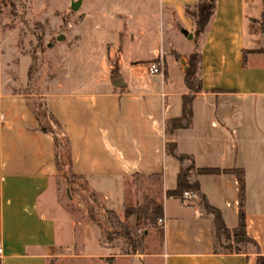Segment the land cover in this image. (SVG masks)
Returning a JSON list of instances; mask_svg holds the SVG:
<instances>
[{"label":"crops","instance_id":"0c3cea01","mask_svg":"<svg viewBox=\"0 0 264 264\" xmlns=\"http://www.w3.org/2000/svg\"><path fill=\"white\" fill-rule=\"evenodd\" d=\"M77 1L82 16L77 43L65 57V73L40 96L70 139L74 174L110 211L124 217L128 181L160 188V251L137 262L122 255L120 245L104 244L94 226L84 224L77 237L78 224L59 217L54 140L39 130L28 106L31 96L3 88L0 72L1 264H259L264 52L250 53L245 67L243 51L261 50L262 0H216L215 14L198 39L186 14L198 0H97L96 6V0H68L66 7ZM194 52L202 56V90L194 95L192 126L176 131L174 139L178 154L192 157L197 169L220 171L197 179L202 197L220 211L229 230L237 228L240 212L233 171H244L247 235L257 247L242 253L218 251L212 217L200 200L186 204L167 197L177 187L182 164L166 153L165 128L182 116L189 93L185 72ZM2 54L0 24V62ZM151 62L160 63L164 74L151 76ZM118 79L123 86L116 85ZM62 236L65 253L58 255Z\"/></svg>","mask_w":264,"mask_h":264},{"label":"rangeland","instance_id":"374dc122","mask_svg":"<svg viewBox=\"0 0 264 264\" xmlns=\"http://www.w3.org/2000/svg\"><path fill=\"white\" fill-rule=\"evenodd\" d=\"M67 3L68 0H0V24L3 30L0 72L3 88L10 91L23 90L39 97L50 91L49 82L54 77L65 73V57L77 43L78 24L82 19L78 15L79 11L74 12L71 7H66ZM94 3L96 6L97 0ZM60 36H64V39L59 41ZM260 49L264 52V39ZM150 185L146 181H128L124 213L128 207L148 208L158 205L160 188ZM55 191L61 212L59 217L68 220V224L71 221L78 224L77 237L80 228L90 224L102 234L104 244L120 245L122 255L132 253L125 238L116 236L109 243L102 229L91 220L90 214H93L108 228L106 211L109 209L102 196L94 195L96 192L84 180L57 179ZM124 222L132 238H143L142 245L137 246L138 252L128 256L139 262L145 258L142 255L160 251L162 238L159 223L153 225L145 213L133 215ZM59 227L64 230V225ZM248 246L242 249L246 250ZM64 249L65 239L62 236L58 255H64ZM218 249L224 250L220 246Z\"/></svg>","mask_w":264,"mask_h":264},{"label":"trees","instance_id":"16d2710c","mask_svg":"<svg viewBox=\"0 0 264 264\" xmlns=\"http://www.w3.org/2000/svg\"><path fill=\"white\" fill-rule=\"evenodd\" d=\"M262 19L260 21V26L262 33L264 34V0ZM216 11V0H198V3L194 6L186 7V14L192 18L195 25V33L197 39L201 37L207 30L214 14ZM260 51H248L244 50V66L247 67L248 55L250 53H257ZM202 56L199 52H194L190 55L188 60V67L185 72V81L189 93L184 96L183 99V113L178 119L168 121L165 128L166 142L165 150L168 155L177 158L181 164L182 168L178 175L177 187L175 190L168 191L167 197H176L181 199L186 204H191L197 200H200V204L204 207L207 214L212 217L213 229H214V239L216 248L218 246L223 248L224 253H242V247L253 245L257 247V244L247 235L246 226V212H245V179L243 170H234L233 172L237 174L240 184V212L238 226L234 230H229L223 220V217L219 210L210 206L208 202L202 197L200 190V183L197 179L198 175L204 174H214L220 173L219 170L213 169H197L192 157L187 155L178 154L177 144L174 139L176 131L181 129H188L192 126L193 122V109L192 103L194 100L195 93L202 90V82L199 79L198 73L201 67ZM114 74V73H113ZM17 92V90H15ZM28 94V93H27ZM31 97L28 99V106L35 118L40 124V131L52 136L55 144L56 150V167L58 176L57 179H82L74 174L72 170V152H71V142L66 134L62 125L54 117V115L48 110L46 102L44 99L37 97L35 93L29 94ZM38 98V99H37ZM42 98V97H41ZM188 162L186 166L185 163ZM86 182V181H85ZM185 192H191L198 196L196 200H185L183 198ZM94 193V192H93ZM94 195L100 197L99 194L94 193ZM107 219L109 222V227L106 228L105 223H101L93 214H90V218L95 222L101 229L103 236L109 243H111L114 237L125 238L128 243L131 252H127V255L135 254L138 252L137 246L142 245L143 238L140 240L131 237L129 227L125 224L124 220L129 219L131 216H138L140 213H145L148 215L150 222L156 225L159 219L163 218V207L162 205H154L148 208H131L128 207L124 213V219H122L116 212L107 210ZM161 236L163 233V228L160 226ZM102 239V234L100 235ZM218 251H221L218 249ZM258 263L263 264L264 258L259 257ZM1 264V262H0Z\"/></svg>","mask_w":264,"mask_h":264},{"label":"built area","instance_id":"2783aa9c","mask_svg":"<svg viewBox=\"0 0 264 264\" xmlns=\"http://www.w3.org/2000/svg\"><path fill=\"white\" fill-rule=\"evenodd\" d=\"M148 72L151 76H159V75H163L164 74V68L160 63L157 62H151L148 65ZM183 198L185 200H196L198 198V196L194 193L191 192H185ZM158 223L160 225H163L164 220L163 219H159ZM3 247L0 245V258L3 255Z\"/></svg>","mask_w":264,"mask_h":264},{"label":"water","instance_id":"95a60500","mask_svg":"<svg viewBox=\"0 0 264 264\" xmlns=\"http://www.w3.org/2000/svg\"><path fill=\"white\" fill-rule=\"evenodd\" d=\"M80 5H81V2H80V1L73 2V3L71 4V9H72L74 12H78V10L80 9ZM183 34H184L189 40H192V39H193V35L190 34V33H188L187 31H183ZM62 39H64V36H60V37H58V40H59V41L62 40ZM116 85H117V86H119V85H120V86H123V85H122V82H121L120 79L117 80Z\"/></svg>","mask_w":264,"mask_h":264}]
</instances>
